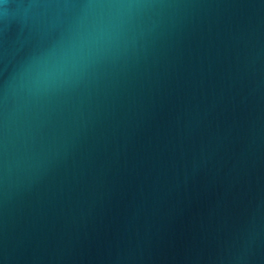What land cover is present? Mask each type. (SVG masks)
Returning a JSON list of instances; mask_svg holds the SVG:
<instances>
[{
    "label": "water",
    "instance_id": "1",
    "mask_svg": "<svg viewBox=\"0 0 264 264\" xmlns=\"http://www.w3.org/2000/svg\"><path fill=\"white\" fill-rule=\"evenodd\" d=\"M5 5L0 264H264V0Z\"/></svg>",
    "mask_w": 264,
    "mask_h": 264
},
{
    "label": "clouds",
    "instance_id": "2",
    "mask_svg": "<svg viewBox=\"0 0 264 264\" xmlns=\"http://www.w3.org/2000/svg\"><path fill=\"white\" fill-rule=\"evenodd\" d=\"M0 5H5V0H0ZM119 7V5H118ZM5 9H6V5H5Z\"/></svg>",
    "mask_w": 264,
    "mask_h": 264
}]
</instances>
